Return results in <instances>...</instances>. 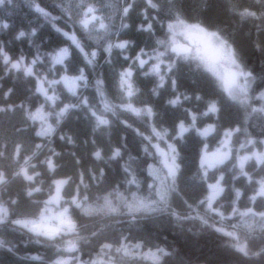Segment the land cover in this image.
Returning <instances> with one entry per match:
<instances>
[{
	"label": "snow or ice",
	"instance_id": "snow-or-ice-1",
	"mask_svg": "<svg viewBox=\"0 0 264 264\" xmlns=\"http://www.w3.org/2000/svg\"><path fill=\"white\" fill-rule=\"evenodd\" d=\"M5 2L6 0H0V5ZM7 2L10 3L11 0ZM117 2L119 3V0ZM134 2L135 0H123V6L119 9L122 17H128L134 8ZM229 3L231 4V0ZM146 5L147 8L152 9L157 7L154 0H146ZM208 6L211 7V0ZM36 11L45 17L49 15L39 6L36 7ZM96 11L90 3H81L79 16L73 20L69 15L68 23L74 28L78 24L80 30L90 33L97 27L95 22H98V28L107 32L109 26L96 15ZM228 11L240 22L256 21L257 31L264 32V0H250L248 6L240 8L231 6ZM143 14L147 20V12ZM171 19L172 22L166 26L168 38L157 40L159 48L152 53L140 50L135 56L125 55L124 51L128 49L129 41L109 42L106 47H103L106 62H111L113 49L121 50L119 54L125 61L131 60V64L122 67L118 74V82L113 84L117 91V95L113 97L117 100L116 103L106 98L105 78L102 74L97 73L94 82L96 92L100 95L103 104L104 113H111L112 117L117 116L120 111L131 113L136 117H143L150 128L149 135L137 131V134L141 136L145 157L153 158L152 163H149L147 159L143 161L148 175L152 177V184L148 185L151 190L150 197L137 196L135 192H131L129 196L120 190L122 185L105 184V169L103 167L89 169L83 158L74 157V163L80 171L72 175L66 174L65 178H57L55 173L58 165L55 157L60 153L49 146L50 139L43 145L34 144L37 151L42 147H48L44 160H40L35 151L32 155L24 153L22 140L17 139L10 142L7 137L0 139V227L12 224L18 228L27 229L37 237V243L41 242L39 239L41 237L49 242H55L54 246L62 242V249L58 248L59 258L54 260L53 264H145L147 261H151V264H166V258L178 256L173 246L161 247L147 237L125 235L124 232H120L118 235H112L111 239L106 238L99 241L95 248L87 253L88 259L84 258V249L77 246L83 239L79 213L85 215L95 213L112 218L126 215L131 222L138 220L140 217L137 214L141 212L167 213L178 225L185 220H199L203 225L228 238L227 247L242 261H264V211H255L251 207L240 211L236 205L242 196L241 190L232 186L226 193L224 185L229 184L230 181H225L223 172L213 173L211 176L209 174L210 169L224 164L233 155L232 139L237 133H241L242 129L238 126L233 127L225 120V111L229 106H240L245 109L249 107L248 102L251 99L249 92L255 77L246 70L236 37L231 31L221 25H215V30H210L213 25L200 19L188 22L180 14ZM0 27L6 29L9 26L3 24ZM53 27L56 32L66 38V41H70V45L60 48L55 55L50 57L48 74L36 69V66L41 63L39 55L30 63H26L23 56L13 58L0 45V64L3 65L4 70L8 73L20 72L23 76L31 78L33 95L39 101V105L34 106L35 111L26 109L23 103L16 105L7 100V97L13 94V89L10 88L6 92H0V113L14 112L17 108L25 111V124L27 121H32L33 125L36 122L40 123V130L33 128L36 137H52L65 114L77 107H84L90 112L96 128L109 126L112 123L111 119L98 114L91 102L83 96H80L75 103H65L59 107V111L55 113V126L48 122L52 113L47 110V107L55 105L59 99L56 86L63 84L72 97H77L78 88H87L92 83L85 74V69L91 67L95 71L96 58L99 54L98 51L89 50L91 45L86 41L82 42L77 32L64 31L55 25ZM121 27L127 28L129 25L122 23ZM152 27V23H147L146 27L138 26V30L151 32ZM32 35H35L34 31ZM25 36L26 33L21 30L16 38L21 39ZM72 46H74V52L70 54ZM256 46L264 51V40L257 41ZM76 52L83 57V68L73 67ZM149 61L153 62L149 65ZM57 65L62 67L57 68ZM145 65L149 67L145 69ZM185 66L190 71L194 70L212 88L207 99L201 95L189 96L187 93H179L175 77ZM136 69H144L145 76L157 78L156 85L152 89L154 95H158L159 89L163 88L166 83H170L173 96L167 101L169 106L182 107L184 101L195 99L204 102L205 110L197 112L186 108L184 118L175 117L169 122L166 119V110L162 115L161 110H157L154 106H135V98L138 97L140 91L133 80ZM53 70L56 71L57 77L51 76ZM256 99L264 101V92H261ZM251 112L264 113V104H261L259 108H251ZM212 116L217 117L214 123L206 127H198L197 122L200 118ZM120 123L125 127L132 126L127 120H121ZM14 131L17 136H22L27 128L18 126ZM189 132H194L196 136L203 138L198 141L202 144L197 153L199 167L196 170V179L200 182L196 185L198 195L192 201L184 198L185 189L190 188L191 185L187 183L188 167L182 155L183 146L190 139L185 134ZM214 132L217 134L219 146L215 151L209 152L207 138ZM221 133L222 139H220ZM60 139H66L68 143L73 142L71 137L61 136ZM258 144L264 145V139L257 141L247 138L245 142L240 143L239 149H247V152L236 155V163L233 165L239 171L233 174L232 180L245 178L249 182L259 184V189H253L254 194L248 198L253 203L258 196L264 197V179L253 181L252 176L245 171V165L251 160L264 165V151L257 152L249 148V146L254 148ZM108 159L113 161L123 159V146L118 144L111 148ZM5 160L9 162L10 168L3 166ZM90 160L103 163L102 149H93ZM38 168H43L46 174H50L47 198H44L42 187L44 181L37 180V177L41 176ZM124 172V182L129 186L139 188L138 176L128 166H125ZM16 181L23 185L24 198L29 204L35 206L31 218L17 211L20 194L17 193L16 198H13V194L9 193L10 185ZM93 181L96 183V193L91 192ZM65 186L71 190L66 191ZM5 194H7V199H5ZM177 198L189 211L176 209L174 204ZM225 199L231 201L230 213L224 208ZM194 208L200 211L192 215ZM201 211L204 214H201ZM211 217H219V221L209 224ZM92 236L95 237L96 233H92ZM258 237L261 239L260 246L251 247V243ZM7 244L8 242L0 237V249L5 248ZM12 250L8 247V251ZM65 254L68 255L65 256ZM32 259H38V257ZM181 264H186V262L181 261Z\"/></svg>",
	"mask_w": 264,
	"mask_h": 264
},
{
	"label": "trees",
	"instance_id": "trees-1",
	"mask_svg": "<svg viewBox=\"0 0 264 264\" xmlns=\"http://www.w3.org/2000/svg\"><path fill=\"white\" fill-rule=\"evenodd\" d=\"M157 4L155 9L147 8L146 0H135L134 8L129 13L128 17H122L119 9L123 6V0H11L0 5V25L8 24V28L0 27V45L13 58L23 56L26 63H30L37 55L41 57V63L38 64L48 74L50 66V57L55 55L60 48L69 46L70 41L55 31L56 27H60L64 31L77 32L78 38H82V42L86 41L91 45L89 50L98 51L96 58L97 67L95 71L88 67L85 69V74L88 75L92 83L87 88L81 87L77 97L83 96L87 98L92 107L98 114H103L111 119L112 123L109 126L95 127L94 118L90 112L84 107L70 109L68 116L63 118L56 127L52 137H36L33 128L40 130V123L36 122L33 125L32 121H26V112L17 108L14 112L0 113V139L7 137L9 141L22 140L23 152L27 155H32L35 151L40 160H44L48 153V147H42L37 151L34 148L35 143L45 144L49 139L51 148L60 153L55 157V162L58 165L55 176L57 178H65L66 174L72 175L80 171L74 163L75 158H83L87 167H103L105 169V184L122 185L120 190L130 196L131 192H135L145 198L150 197L151 190L148 188L152 184V177L148 175L146 166H143V161L148 160L152 163V157H145L142 150L141 136L137 131L144 135L150 134V128L146 125L143 117H136L131 113L120 111V117H112L110 113L103 112V104L100 95L96 92L94 82L96 74L100 73L105 78V94L106 98L116 103L113 99L117 95L116 89L113 87L115 82H118V74L122 67L131 64V60L125 61L119 54L121 50L117 49L112 53L111 63H103L106 53L102 51L105 47L109 36H95L97 28L90 33H85L80 30L79 25L74 28L68 23L69 15L73 20H76L80 13L81 3H90L93 7H99L101 16L112 17L113 29L110 37L119 35L120 41H129V47L124 51L125 55L135 56L140 50L154 51L158 45L156 43L157 34L165 33L166 26L172 22V17L180 14L182 18L188 22H194L200 19L213 25L210 30H215V25H221L226 30L232 32L236 37L237 45L240 48L241 57L246 70L251 72L253 77V88L255 93L264 92V51L256 46L257 41L264 40V32H258L255 27L256 21L240 22L238 18L233 16L228 8L235 6L237 8L248 6L250 0H211V7L208 6L209 0H154ZM44 9L49 13L48 17L41 15L36 11V7ZM108 11V14L106 13ZM147 12L148 19H145L143 13ZM49 18V19H48ZM47 20V21H44ZM52 20V24H49ZM129 25L127 28H122L121 24ZM147 23H152L151 32L138 30V26H145ZM24 31L26 36L17 39L19 31ZM35 35H32V32ZM157 33V34H156ZM93 34L92 38L90 37ZM88 38V39H87ZM110 38V41H111ZM74 52V46L70 47V54ZM76 59L73 61V67H84L83 57L78 52L75 53ZM71 59V55H70ZM105 62V61H104ZM45 66H44V65ZM58 68L62 67L57 65ZM56 66V67H57ZM138 70V69H136ZM14 75L9 74L0 64V92H6L7 89H13V94L7 97V100L19 105L25 104L26 109L35 111L34 106L39 105V101L32 92L31 78L23 76L22 73L13 71ZM134 83L139 88L138 97H136L137 107L154 106L157 110L167 112L166 119L170 122L175 117L184 118L185 109H194L197 112L205 110L204 102L195 99L184 101L183 106L171 107L167 101L173 96V90L170 83L159 89V94L154 95L152 89L155 87L157 78L155 76H144L140 72L134 74ZM10 79V84L7 85L6 79ZM177 79V88L179 93H187L189 96L193 94L201 95L205 99L211 94L212 88L206 81L202 80L194 70L190 71L187 66L183 67L175 77ZM56 93L59 96L48 122L53 123L56 119L55 112L59 111L65 103H75L77 100L72 97L62 84L56 87ZM252 94V98L255 97ZM121 120H127L132 126L125 127L120 123ZM217 120L216 116L202 117L198 120V126L206 127L210 123ZM225 120L233 127H241L242 132L237 133L233 137L231 147L234 152L226 164L214 171L209 172L210 176L213 173L223 172L225 181H230L226 184V193L229 187L235 186L242 192L240 201L237 202L239 209L251 207L255 211H264V197H257L253 203L248 198L254 194L253 189L258 190L259 184L249 182L245 178L232 180L233 174L238 173L239 169L233 167L236 163L235 153L239 150V144L245 142L247 138L254 140L264 139V117L257 112L251 114L249 108L245 109L240 106H229L225 111ZM187 123V121H186ZM18 126H24L27 131L22 136H17L14 129ZM55 126V124H54ZM71 137L72 143L67 140H61L60 137ZM189 137V141L183 146L182 155L187 162V183L190 188L185 189L184 198L190 201L195 200L198 192L196 185L200 182L196 179V170L199 167L198 151L202 147L201 141L203 138L196 136L194 132L185 134ZM214 132L207 143L210 149H216L219 146V140ZM222 133L220 139H222ZM123 146V159L109 160L108 155L110 149L116 145ZM95 148L102 149L104 162L90 160V154ZM253 151H264V145L256 147L249 146ZM5 168H10L7 160L3 162ZM128 166L140 180L139 188L129 186L124 182V168ZM245 170L252 176L253 181L264 179V165L257 164L255 160L247 162ZM43 176L41 179L47 184H43L44 198H47L48 176L43 168H40ZM87 179V177H85ZM211 182V181H210ZM183 187V185H182ZM23 185L19 182H13L10 185L9 193L20 194L19 205L17 211L21 215L31 217V213L35 210L33 204L24 198L22 191ZM66 191L71 189L66 186ZM97 187L93 181L91 192L96 193ZM39 196L40 194H36ZM5 194V199H7ZM67 198V197H65ZM231 201L224 200V208L230 213ZM174 206L177 210L189 211L184 206L180 199L177 198ZM199 209L194 208L191 212L195 215ZM201 214H204L201 211ZM140 218L129 222L127 216L123 217H104L95 213L85 215L79 213V223L81 225V239L78 247L84 249V258L88 259L87 253L91 251L99 243L106 238L111 239L112 235H118L124 232L125 235L144 236L151 241L158 243L161 247L173 246L174 250L179 254L176 257L166 258V264H181V261L186 264H264V261H242L234 252H232L226 244L228 238L215 232L212 228L203 225L199 220H185L178 225L173 218H170L167 213H138ZM219 217L209 218V224L218 222ZM227 223V222H225ZM230 230V229H228ZM243 232V230H241ZM92 233H96L93 237ZM0 237L8 244L5 248L0 249V264H53V261L59 258V249H62L63 243L55 245V242H49L45 238H39L40 243H37V237L27 231V229L18 228L15 225L8 224L6 227H0ZM261 244V239L258 237L251 243V247L258 248ZM8 247L13 250L8 251ZM68 254H65L67 256ZM95 253L93 252V256ZM38 257V259H32ZM151 264V261L145 262Z\"/></svg>",
	"mask_w": 264,
	"mask_h": 264
},
{
	"label": "rangeland",
	"instance_id": "rangeland-1",
	"mask_svg": "<svg viewBox=\"0 0 264 264\" xmlns=\"http://www.w3.org/2000/svg\"><path fill=\"white\" fill-rule=\"evenodd\" d=\"M97 11H96V15H98V14H101V12H100V10H99V7H94ZM106 13L108 14V11H106ZM99 17H101V19H103L104 20V22L109 26V30L107 31V32H105V30H100L99 28H98V22H95L96 23V25H97V30H94V31H96V32H98V31H101V34L100 35H103V36H105V35H108L109 36V40L108 41H106V45H107V43H109V42H111V43H115V42H120V37H119V35H116V36H114V37H110V34H111V31H112V29L114 28L113 27V25H112V21H113V18L112 17H104V16H101V15H99ZM114 22V21H113ZM110 38H111V41H110ZM168 38V33H167V28H166V36H165V39H167ZM181 42H183V41H181ZM158 48H159V45L157 46ZM157 48V49H158ZM147 52V51H146ZM153 51H148V53H152ZM139 53V52H138ZM138 53H136V54H138ZM166 60V59H165ZM153 61H149V65L152 63ZM165 63H166V61H165ZM148 65V66H149ZM262 92V91H261ZM261 92H259L258 94H256L255 93V90H254V88H253V83H252V86H251V89H250V92H249V95H250V97H251V99L249 100V102H248V104H249V109H250V111H251V108H253V107H256V108H259L260 106H261V104H264V101H260V100H258V99H256V97L261 93ZM77 93H80L79 91H77ZM51 94V93H50ZM252 94H255L254 96H255V98L253 99L252 98ZM256 113V112H255ZM258 113H260L263 117H264V113H262V112H257V114ZM251 114H253V112H251ZM50 123V122H49ZM198 127H200V126H198ZM204 127V126H203ZM40 128V127H39ZM232 141H233V139H232ZM232 149H233V147H232ZM208 150H209V152H212V151H215L216 149H210V148H208ZM233 152H234V149H233ZM247 152V149H245V150H237V152L235 153V155H238V154H245ZM246 169V168H245ZM246 171V170H245ZM209 172H210V170H209ZM212 182V181H211ZM45 184V183H44ZM43 186V185H42ZM225 186V188H226V185H224ZM136 195L137 196H141V195H138L137 193H136ZM141 197H143V196H141ZM247 208H244V209H239L240 211H245ZM28 218H31V217H28ZM43 238V237H42Z\"/></svg>",
	"mask_w": 264,
	"mask_h": 264
},
{
	"label": "flooded vegetation",
	"instance_id": "flooded-vegetation-1",
	"mask_svg": "<svg viewBox=\"0 0 264 264\" xmlns=\"http://www.w3.org/2000/svg\"><path fill=\"white\" fill-rule=\"evenodd\" d=\"M44 65V64H43ZM45 66V65H44ZM149 66L148 65H145V69H147ZM36 69L38 70V71H41V72H43V73H46L40 66H36ZM138 72H140L142 75H144V69H138V70H134V74H137ZM145 76V75H144ZM134 78V77H133ZM134 80V79H133ZM58 86V85H57ZM56 86V87H57ZM62 86L63 87H65L63 84H62ZM66 88V87H65ZM67 89V88H66ZM88 90H89V88H87ZM81 90V87L80 88H78L77 89V91H80ZM68 91V90H67ZM35 96V95H34ZM76 98V100L79 98V97H75ZM54 106L55 105H49L48 107H47V110L48 111H50L51 113H53L54 111H55V109H54ZM56 112H57V110H56ZM55 112V113H56ZM51 116V115H50ZM50 116H49V118H50ZM68 116V113H66L65 114V116H64V118H66ZM211 136V135H210ZM209 136V137H210ZM208 137V138H209ZM226 164V162L224 163V164H222V165H218V166H216L215 168H212V169H210V172L211 171H214V170H216V169H218V168H221V167H223L224 165ZM37 170H39V171H41V169L40 168H38ZM41 176H43V174H42V171H41ZM41 176L40 177H37V180H41ZM227 188V187H226Z\"/></svg>",
	"mask_w": 264,
	"mask_h": 264
},
{
	"label": "bare ground",
	"instance_id": "bare-ground-1",
	"mask_svg": "<svg viewBox=\"0 0 264 264\" xmlns=\"http://www.w3.org/2000/svg\"><path fill=\"white\" fill-rule=\"evenodd\" d=\"M48 19H49V18H48ZM44 21H47V20H44ZM48 23H49V24H52V20H51L50 22L48 21ZM100 34H101V31H98V32L95 33V36L103 37V35H100ZM156 34H157V33H156ZM92 35H93V34H91V36H90L91 38L93 37ZM156 37H157L158 40H159V39H165V33H163V34L158 33ZM87 39H88V38H87ZM106 46H107V45H105V47H106ZM116 50H117V49H113V52L116 51ZM113 52H112V53H113ZM111 57H112V56H111ZM104 61H105V62H104ZM104 61H103V63H106V56L104 57ZM165 61H166V63H167V59H166ZM111 62H112V61H111ZM111 62H110V63H111ZM107 63L109 64V62H107ZM57 68H58V66H57ZM9 74L14 75L13 73H9ZM51 76H52V77H57V73H56L55 70H53V72L51 73ZM6 82H7V85H9V84H10V79L7 78V79H6ZM7 90H8V89H7ZM7 90H6V91H7ZM254 98H255V97H253V99H254ZM110 114H111V113H110ZM121 115H122V113L119 112L117 116L120 117ZM115 117H116V116H115ZM46 184H47V183L45 182V185H46Z\"/></svg>",
	"mask_w": 264,
	"mask_h": 264
},
{
	"label": "water",
	"instance_id": "water-1",
	"mask_svg": "<svg viewBox=\"0 0 264 264\" xmlns=\"http://www.w3.org/2000/svg\"><path fill=\"white\" fill-rule=\"evenodd\" d=\"M230 158H231V157H229V159H230ZM229 159H228V160H229ZM228 160H226L225 162H227ZM225 162H224V163H225ZM221 165H222V164H221ZM65 188H66V186H65Z\"/></svg>",
	"mask_w": 264,
	"mask_h": 264
}]
</instances>
